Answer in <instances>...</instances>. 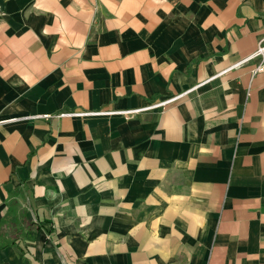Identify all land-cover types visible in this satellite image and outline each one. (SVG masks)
<instances>
[{
    "label": "crops",
    "instance_id": "0c3cea01",
    "mask_svg": "<svg viewBox=\"0 0 264 264\" xmlns=\"http://www.w3.org/2000/svg\"><path fill=\"white\" fill-rule=\"evenodd\" d=\"M263 36L264 0H0V264H264Z\"/></svg>",
    "mask_w": 264,
    "mask_h": 264
},
{
    "label": "built area",
    "instance_id": "2783aa9c",
    "mask_svg": "<svg viewBox=\"0 0 264 264\" xmlns=\"http://www.w3.org/2000/svg\"><path fill=\"white\" fill-rule=\"evenodd\" d=\"M255 56L260 57V62L257 64L253 72L262 71L264 70V36L259 39V46L257 51L255 52ZM164 102L157 103L155 106H163ZM136 112V110H128L126 111V114H132ZM63 114H70V115H77V114H83V112H66Z\"/></svg>",
    "mask_w": 264,
    "mask_h": 264
}]
</instances>
